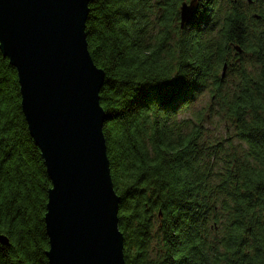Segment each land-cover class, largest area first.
<instances>
[{"label":"trees","instance_id":"trees-1","mask_svg":"<svg viewBox=\"0 0 264 264\" xmlns=\"http://www.w3.org/2000/svg\"><path fill=\"white\" fill-rule=\"evenodd\" d=\"M191 1L90 0L125 264H264V0H197L182 28ZM205 94L213 105L181 120ZM51 188L0 50V264H49Z\"/></svg>","mask_w":264,"mask_h":264},{"label":"water","instance_id":"water-1","mask_svg":"<svg viewBox=\"0 0 264 264\" xmlns=\"http://www.w3.org/2000/svg\"><path fill=\"white\" fill-rule=\"evenodd\" d=\"M89 4L0 0V50L17 70L22 110L52 182L49 264H125L100 100L106 73L88 48ZM198 9L197 0L182 3V28ZM0 242L9 239L0 234Z\"/></svg>","mask_w":264,"mask_h":264},{"label":"rangeland","instance_id":"rangeland-1","mask_svg":"<svg viewBox=\"0 0 264 264\" xmlns=\"http://www.w3.org/2000/svg\"><path fill=\"white\" fill-rule=\"evenodd\" d=\"M224 70V69H223ZM212 104V100L209 94H205L201 100H199L194 106H191L190 108L184 110L179 118L181 120L184 119H195L196 117H199V113L201 110L208 109L209 105ZM213 105V104H212ZM210 117L203 121L205 125H207L209 131L208 134L212 137L214 140L222 141L225 140V137L227 136V127L223 123L222 120L219 119L218 116H215L213 113L208 112ZM197 121V120H196Z\"/></svg>","mask_w":264,"mask_h":264}]
</instances>
